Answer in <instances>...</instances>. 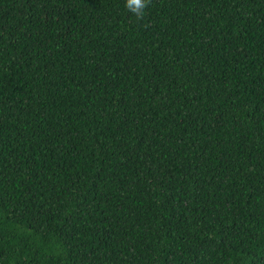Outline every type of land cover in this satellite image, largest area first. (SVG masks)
<instances>
[{"label": "trees", "instance_id": "trees-1", "mask_svg": "<svg viewBox=\"0 0 264 264\" xmlns=\"http://www.w3.org/2000/svg\"><path fill=\"white\" fill-rule=\"evenodd\" d=\"M0 264H264V0H0Z\"/></svg>", "mask_w": 264, "mask_h": 264}, {"label": "clouds", "instance_id": "clouds-1", "mask_svg": "<svg viewBox=\"0 0 264 264\" xmlns=\"http://www.w3.org/2000/svg\"><path fill=\"white\" fill-rule=\"evenodd\" d=\"M150 0H125V7L136 17L137 20L144 19L146 8Z\"/></svg>", "mask_w": 264, "mask_h": 264}]
</instances>
